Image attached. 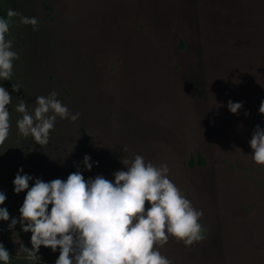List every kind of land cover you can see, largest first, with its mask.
I'll use <instances>...</instances> for the list:
<instances>
[{"label": "rangeland", "instance_id": "obj_1", "mask_svg": "<svg viewBox=\"0 0 264 264\" xmlns=\"http://www.w3.org/2000/svg\"><path fill=\"white\" fill-rule=\"evenodd\" d=\"M38 20L13 18L8 39L19 59L10 81L11 129L0 146V191L10 220L0 242L23 264L31 233L19 223L26 192L21 175L45 182L79 170L114 181L136 155L166 164L169 178L203 215L205 239L160 249L173 264H264V166L251 155L254 129L264 130V0H0ZM13 85L20 90L12 92ZM57 92L72 122L57 118L49 143L19 134V100L32 112L38 96ZM243 108L234 115L228 101ZM248 113V115H245ZM90 157L91 171L83 158ZM200 159V162H197ZM193 162L192 165L188 161ZM39 264L59 249L41 246Z\"/></svg>", "mask_w": 264, "mask_h": 264}, {"label": "clouds", "instance_id": "obj_2", "mask_svg": "<svg viewBox=\"0 0 264 264\" xmlns=\"http://www.w3.org/2000/svg\"><path fill=\"white\" fill-rule=\"evenodd\" d=\"M20 16V23L38 26L35 17L21 15L14 9L7 11V19L0 18V80L10 81L13 62L19 59L8 39L13 18ZM20 87L13 85L12 92ZM53 91L47 97L38 96L35 107L28 111V104L20 99L15 108L22 117L17 120L19 134L31 136L39 146L49 143L50 132L57 118L75 122L79 113L71 114L67 106L57 99ZM12 96L0 86V146L10 134L11 115L9 105ZM227 108L236 115L242 103L228 101ZM264 115V101L259 106ZM248 115V113H245ZM252 160L264 166V130L254 129L250 140ZM126 170L114 173V181L102 175L85 179L79 171L68 175L66 180L53 179L45 182L21 175V168L13 181L14 193L26 192L19 219L12 217L9 231L20 224L24 233H31V249L20 242V249L31 262L40 261L41 246L56 252L55 264H173L160 249L170 238L185 246L205 239L204 228L199 223L203 213L169 178L166 164L155 166L136 155L121 162ZM83 165L91 171L93 164L85 155ZM6 194L0 191V205L6 202ZM7 208L0 207V221H9ZM11 255L0 242V262L9 264Z\"/></svg>", "mask_w": 264, "mask_h": 264}, {"label": "trees", "instance_id": "obj_3", "mask_svg": "<svg viewBox=\"0 0 264 264\" xmlns=\"http://www.w3.org/2000/svg\"><path fill=\"white\" fill-rule=\"evenodd\" d=\"M7 11H8L7 9H5L3 6L0 5V18L7 19ZM200 161H201L200 159H197V162H200ZM188 164L189 165H192L193 162L191 160H189L188 161ZM3 245L5 246V248L8 250V252L11 255V260H10L9 264H23L17 257L14 256L13 253H11L10 245H8L6 243H3ZM0 264H2V262H0ZM28 264H39V263L29 262Z\"/></svg>", "mask_w": 264, "mask_h": 264}]
</instances>
